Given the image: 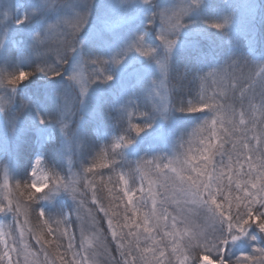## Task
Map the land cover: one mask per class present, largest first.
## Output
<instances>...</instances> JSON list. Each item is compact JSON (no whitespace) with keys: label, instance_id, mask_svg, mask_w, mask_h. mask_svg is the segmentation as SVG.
<instances>
[{"label":"rangeland","instance_id":"rangeland-1","mask_svg":"<svg viewBox=\"0 0 264 264\" xmlns=\"http://www.w3.org/2000/svg\"><path fill=\"white\" fill-rule=\"evenodd\" d=\"M189 7L191 10L185 11ZM85 9L88 15L86 23L77 34V39L81 42L78 52L69 53L66 56L67 62L60 64L56 58L57 42L45 39L43 44L38 45L36 36L45 35L49 25L57 23L60 19L70 18L75 12ZM164 9L168 10L169 20L162 21L159 16L154 17V13ZM25 17L27 19L24 23H16ZM216 23L223 24L224 27L217 29L213 26ZM162 26L165 34H168L170 29L176 33L174 36L169 35V39H174L176 44L168 54L169 68L166 69H162L156 63L150 51L154 48L156 50L154 55L157 58L165 53L163 42L159 38ZM140 36H143L141 50L137 51L134 45L125 55L124 51ZM201 40L217 42L223 45L224 49L206 57L179 56L183 49ZM117 53L120 54L119 57ZM80 56L89 62L76 70V79L70 80L69 77L73 75L76 61ZM93 59L99 62L92 65L90 61ZM114 59H120L121 63L115 64L112 62ZM105 61L108 63H104ZM233 61L239 67L233 65L229 69L227 66ZM49 66L57 69L60 75L39 71L41 67ZM31 67L36 68V71L31 72ZM213 69L217 71L213 72ZM220 69H227L229 78L222 79L223 73L219 71ZM20 70L31 75L13 88L7 84L6 78ZM196 73L206 75V81L202 83L200 79L194 77ZM209 73L213 74L208 75ZM46 74L51 75L52 80L59 77L56 84L64 88V91L68 86L61 82V78H68L76 90L77 99L81 102L79 109L81 129L85 122L94 124L89 128V141H87L89 135L85 137L84 132L83 135L79 132L77 135L69 136L66 132L69 126L67 118L73 109L69 96L64 99L69 106H66L65 102L62 105L60 101L55 104L53 100L50 102L56 105L53 110L56 109L58 112L59 122H54L60 126L62 139V154L60 153L58 157L65 167L62 170L63 174L57 175L60 178L58 190L52 191L53 185L49 181V188L37 193L42 198H38L39 208L36 214L39 218L36 221L43 236L47 235L46 240L49 241L42 248L41 244L36 243L34 233L29 231L31 225L27 214L25 215L24 205L14 195L13 179L17 162L16 143L28 132H33V137L29 140L34 146L43 141L41 146L44 147L53 137L51 129L45 124L48 114H44V103H41L43 99H48V95L41 94L38 89L34 90L28 85L31 83L38 85L40 80L38 78L50 80L46 78ZM106 74H111L113 79L107 82L99 79L95 83H90L93 77H102ZM236 76L241 77V82L253 79L257 93L259 92L261 78L264 76V0H152L150 4H145L143 0H0V202L6 205L11 199L14 208L20 209L19 213L10 211L0 213V225L3 226L2 230L6 234L4 238L8 240L9 246L15 242L16 247L20 248L23 243H27L29 252L36 254L35 257L29 256L28 264H60L59 255L64 256L66 264H70L72 250L67 248L69 239L68 236L62 235L67 229V232L75 237L73 240L75 251L83 254L86 248L94 264H111L103 248L111 249L113 255L118 257V253L114 251L115 242L113 241L114 246L110 245L111 238L109 243H106L105 235L100 229L102 216L104 224L108 227L107 219L110 215L105 216L104 212L99 214L90 210L92 199L87 201L85 188L90 190L91 187L88 186L87 180H92L96 184L101 182V194L106 196L109 202L119 203L122 209V216L120 214L119 216L123 224L126 198L120 199L123 197L120 190L123 182L119 176L123 174L129 181V187L135 190L139 186V177L142 174L138 171V164L144 170L155 169L156 164L163 166L170 160L182 161L189 155L190 148L191 154H195L197 149L202 147L201 139L209 134L207 127L204 126V120L210 121L214 114L181 111L183 108L181 105L186 108L190 101L196 102L203 90L208 96L226 92L228 102L238 106V99L233 97L228 89L229 79ZM190 83L193 95L188 90ZM182 87L187 89V95L183 93L181 98ZM156 90L167 92L170 96L168 110L163 111L161 107L163 114L156 111L153 106L159 99L155 96ZM253 103L256 107L255 114L259 117L262 108L258 94ZM142 113L145 115L142 116ZM41 120L44 122L41 123ZM129 121L131 124H140L144 130L139 134L135 133L134 130H130ZM65 125L67 127H64ZM120 137L130 138L132 143L125 148H116ZM225 148H230V145L226 144ZM83 152L89 155L88 160L91 161L87 168L92 167V163L96 165L98 163L96 172H92L98 183L94 177L91 179L85 177L88 172L82 173L79 161ZM100 156L106 159L105 162L102 161V165L107 164V167H100L98 160ZM37 159L41 160L39 165L36 164ZM219 160V155L214 156L215 162L218 163ZM144 161L152 163L145 165ZM26 167L29 180L27 187L33 193L34 190L30 187L34 179L33 169H36L37 181H42L43 177L48 176L42 153H35L26 162ZM168 175L173 174L169 172ZM17 183L18 186L23 185L22 182ZM56 183L55 179L54 184ZM79 183L86 193L85 199L83 196L77 197L78 191L83 193L78 190ZM109 189H112L111 193ZM23 190L24 195L30 193L26 188ZM231 190L234 195L237 194L234 185ZM226 192L227 189L225 194ZM141 195L137 192V199ZM44 196L47 198H43ZM157 199L159 209L160 197ZM176 199L180 201L179 204L169 202L164 204V207L171 215L177 217V229L185 232L184 238L178 242L189 256V264H194L193 258H198L204 253L189 241V236L196 234L200 239L210 237L214 221L202 204L184 202L179 195ZM217 199L227 207L224 195H219ZM80 201H83V205H80ZM40 209L45 212V216L39 215ZM240 211L242 212L243 208ZM235 212L236 209L233 207V213ZM50 214L53 219L61 220L59 224L53 220L55 228L50 223ZM128 215L131 216L132 213L129 211ZM167 223L169 225L167 229L158 228L153 234L161 241L160 246L165 248V264H177L176 254L172 252V241L164 236V231H172L171 219ZM21 227L25 233L23 241L19 236ZM48 227L52 228L51 233L48 232ZM128 231L127 228L123 229V243L128 247L131 241L134 248L135 239L127 235ZM108 232L111 237L109 228ZM55 236L64 239L65 246H57L54 242ZM252 236L256 239L252 240ZM106 237L108 239V236ZM139 243L141 247H145L151 241H145L141 237ZM258 246L264 247V232H260L259 228L253 225L249 228L247 236H241L240 239L229 243L227 256L234 260L242 254H251L253 248ZM3 251V245L0 244V253ZM45 251L48 254L47 261L44 258ZM11 255L14 260L17 258V253L13 252ZM19 258L23 264V257ZM0 264L7 262L0 261Z\"/></svg>","mask_w":264,"mask_h":264},{"label":"snow or ice","instance_id":"snow-or-ice-1","mask_svg":"<svg viewBox=\"0 0 264 264\" xmlns=\"http://www.w3.org/2000/svg\"><path fill=\"white\" fill-rule=\"evenodd\" d=\"M145 4H150L152 0H143ZM191 8L185 10L189 11ZM87 10L75 12L70 18H63L57 21V23L49 25L47 33L43 36L37 34V44H43L45 39L55 40L58 44L57 61L60 64L67 62L66 56L69 53H77L80 46V41L77 39V34L87 21ZM154 17L159 16L162 21L170 19L168 16V10L164 9L158 13L153 14ZM27 17L16 21L17 24L25 22ZM217 29H222L223 24L216 23L213 25ZM176 33L173 29H170L168 34H165V29L161 27L160 40L163 42L165 50L164 55L161 57H155L156 50L152 48L150 51L153 54L152 57L156 59V63L162 68H169V55L172 49L175 47L176 41L169 39V35L174 36ZM143 36L137 37L133 43L124 51H131L135 45L136 50L140 51ZM147 55L148 53H144ZM119 57L120 54L117 53ZM89 61L85 57L80 56L75 64L73 75L69 77L70 80L76 79L75 72L81 66L87 64ZM98 60H91L92 65L97 64ZM112 62L120 64V59H114ZM104 63H108L105 61ZM233 65L239 67L235 61L228 64V68H232ZM39 71L48 72L52 75H60V72L53 66L41 67ZM213 69V72H216ZM223 73L222 79L229 78L227 69H220ZM209 73L208 75H212ZM31 74L24 70H20L16 73L10 74L7 79V84L13 88L22 81L29 78ZM194 77L201 80L203 83L206 81V75H200V73L194 74ZM103 79L105 82L111 81L113 76L106 74L102 77H93L90 83H95L97 80ZM156 83L155 81L153 82ZM228 89L231 91L233 97L238 99V106L229 103L227 93H214L212 96H208L203 92L196 100V102H189L186 108H181V111H188L193 113H213L214 115L210 119L204 120V126L207 127L208 135L201 139L200 144L202 147L197 149L195 154L192 153L190 148L189 155L185 156L182 161L170 160L167 164L161 166L155 165V169L144 170L139 167L138 171H141L139 177V186L133 190L129 187V181L123 174L119 176L120 181L123 182V187L120 189L123 193V197L126 198L125 211H124V223L113 224L111 217L107 219L108 228L111 230V238L115 242V251L118 253V257L113 255V251L107 247L103 248L104 254L111 261V264H165V248L161 247V241L157 240L153 234L158 228L163 227L167 229L169 227L168 221L171 219L172 231H164V236L169 237L172 241V252L176 254L177 264H189V256L181 248L179 240L184 238L185 232L177 229V217L171 215L168 209L164 207V204L174 202L179 204L180 201L176 199L177 195L182 197L184 202H198L202 204L214 221V228L211 236H205L200 239L199 235L193 234L189 236V241L203 251L204 255L198 258H193L194 264H264V247H254L251 254H242L234 260H230L227 256L228 246L231 241L240 239L241 236H247L249 228L253 225L257 226L260 232H264V76L261 78L259 92L257 93V86L253 79L249 78L241 82V77H232L229 79ZM238 93V96H237ZM257 94L261 101V115L256 116V107L253 103ZM155 96L158 97V102L154 103V109L161 112L167 111L170 103V96L167 92L162 93L159 90L155 91ZM223 113V117H221ZM163 114V112H161ZM142 116L145 113L141 114ZM247 117V119H246ZM44 121L41 120V123ZM130 130H134L135 133H141L144 128L138 124H131ZM64 127H67L65 125ZM203 130V128L201 129ZM132 143L130 138L120 137L119 143L115 145L116 148L126 147ZM230 145V148L226 149L225 145ZM219 155V162L214 161V156ZM41 163L40 159L36 160V164ZM152 161H144L145 165H151ZM107 164L100 165V167H107ZM227 170V171H226ZM93 167H88L86 172L91 173ZM173 175L169 176L168 173ZM37 173L34 168L32 171L33 182L30 187L34 190L29 195V199H32L36 193L44 192L49 188V180L53 177L45 176L42 181L35 179ZM155 177V178H154ZM57 183L52 186V191L59 189V177L55 178ZM146 182V184H145ZM89 187H93V181L87 180ZM235 187L236 193L233 194L232 187ZM225 189L227 192L225 194ZM112 192V189H109ZM137 192L141 193L139 199H137ZM224 195V200L227 204L218 201L217 197ZM158 197H160V208L158 209ZM41 199L42 197H38ZM43 198H47L44 196ZM75 198V196H74ZM150 200V207H149ZM92 202L97 203L96 193L93 188ZM80 205H83V201H80ZM233 207L236 212L233 213ZM148 208V211H142V209ZM243 208L241 212L240 209ZM19 213V207L14 208L11 199L8 200L5 205L0 202V213L6 212ZM99 211L104 212L105 216H108V212L101 205ZM132 215L129 216L128 212ZM26 215V213H25ZM39 215L45 216V212L40 209ZM117 215L116 212L112 213V216ZM27 221H25L26 223ZM47 223V221H45ZM0 225V244L3 245L4 251L0 253V261H6L7 264H22L19 257H23V264H28L29 256L35 257V253L29 252V245L23 243L22 247L17 248L15 242L12 246H9V242L5 239V232ZM129 229L127 235L134 237L135 246L132 247V242H129V246L126 247L123 243L124 236L122 235L123 229ZM136 229V231H133ZM48 232H52V228L48 227ZM24 229L21 227L19 236L21 241L24 239ZM62 235L68 236L69 242L67 248L72 250V260L70 264H94L91 257L88 254V250L85 248L84 253L74 250V235H70L65 229ZM81 235H83V229H81ZM141 237L145 241H151L145 247L140 246ZM252 240L256 237L252 236ZM43 241V243H41ZM36 243L43 245L48 244L49 241L45 240L42 235L36 237ZM83 247V245H82ZM135 251V254H133ZM17 253V258L14 260L11 253ZM214 257V258H213ZM45 261L48 260V254L44 253ZM60 264H66L63 255H59Z\"/></svg>","mask_w":264,"mask_h":264},{"label":"trees","instance_id":"trees-1","mask_svg":"<svg viewBox=\"0 0 264 264\" xmlns=\"http://www.w3.org/2000/svg\"><path fill=\"white\" fill-rule=\"evenodd\" d=\"M223 45L217 43V42H210V41H206V40H201L198 41V43H195L194 45H190L187 48L183 49L181 51V53L179 54L182 56H200V57H206L207 55H214L218 50L220 49H224L222 48ZM29 71V70H28ZM31 72H35L36 68L31 67L30 68ZM48 79L51 78V75L46 74ZM39 83L38 85H34V83L28 84L30 85L31 88L38 89L39 92L41 94L45 93L46 95H48V99H43L44 103V114H48V119L46 120V125L49 126V129H51L52 135L53 137H51L50 141L47 142L45 144L44 147L41 146V143L43 141H41L38 145L34 146V143L31 142L29 139L32 138L33 136V132H28L27 135L22 138L20 141H18L15 145V149L17 152V162H16V171L14 174V179H13V189H14V195L16 196V198L19 200L20 203H23V207L24 210L26 211L27 214V218L30 222L31 225V230H29L30 232L32 231L35 235V240L36 237L39 235H42V231L41 229L38 227V223L36 221V219L39 218V216L36 214V210L37 208H39V202H38V197H40L39 194H35L34 196H32V199H29V195L31 194V192L28 190V184H29V180L27 178V167H26V162H28V160L37 152H41L43 155V160H44V166L46 168V172L48 174V176L53 177V179L49 180L51 185H54V180L57 177L58 174H63L62 170L65 167L64 164L61 163V159L58 157V155L60 156L62 154V139L60 136V126L58 123H54V122H59L58 120V112L56 111V109L53 110V107L56 106L54 105L57 101L59 103H61V105L63 104V102H65L66 106H69L67 104L66 101H64V99H66L67 96H69L70 98V105L73 106V109H71V115H68L67 118V122L69 123V126L66 128V132L69 134V136H73V135H77L79 132H81V135H83V132L85 134V137H87V135H89L90 132V127L94 124V122H85L84 125H82V129L81 126L79 124V120H80V107H81V102L80 100L77 99V95H76V90L73 87V85L70 83V81L68 80V78L62 79L61 78V82L65 85L68 86V89H66V91H64V88H61L60 85H57L56 82L58 81L59 77L55 78L54 80L50 79L48 81L46 80H41V78H38ZM55 84L54 86H52L51 84ZM48 84V86L46 85ZM27 85V86H28ZM44 85V86H43ZM192 84L190 83L188 86V90L192 93ZM183 86V85H182ZM61 88V89H60ZM182 93H181V98L183 96V93L185 95H187V89H185L184 87H182ZM177 94V92H176ZM54 101L53 103H50L51 101ZM176 103V101H175ZM183 108H185L184 105H181ZM55 113V115H54ZM72 118V119H70ZM90 140V135L87 139V141ZM61 153V154H60ZM108 153H110V151L108 150ZM103 155V154H102ZM109 155V154H108ZM92 156V155H91ZM104 156V155H103ZM101 158H99V165H102V161L104 160L105 162V158L100 156ZM89 155L86 154L85 152H83V155L81 156V159L79 161V163L82 166V173L86 172L87 166L91 165V161L88 160ZM103 158V159H102ZM92 167H93V171L92 172H96L97 165L95 163H92ZM100 169V167H99ZM88 173L85 174V177L87 178H92L94 177V180L98 183V181L95 178L94 173ZM81 173V174H82ZM89 180V179H88ZM86 181V180H85ZM17 182H22L23 185H17ZM101 182H99V184L93 183V187L90 188V190L86 189L87 191V201L91 200L92 197V190L94 188L95 193H96V201L97 203H91L90 204V210L94 211V212H98L100 214L101 211H99L100 206L102 205L105 210L108 212V214L110 215V217L113 220V223L117 222L119 224H122V218H120V216H122V209L119 206V203H111L108 201V199L106 198V196H103V194H101V189L102 186ZM97 187V189H96ZM26 188L30 193L24 195L23 194V189ZM78 190L83 191V193L78 191L77 197H82L83 199H85L86 193L84 192V188H82L81 183L78 184ZM100 190V191H99ZM113 212L117 213V217L116 216H112L111 214ZM120 214V216H119ZM50 219H51V224L53 226V228H55L56 224L53 220V217L50 214ZM57 221V223L59 224L61 221L60 219L55 220ZM100 229L103 231L104 235H105V241L106 243H109L108 241L111 240V237L109 235L108 232V227L104 224V218L102 216L101 218V224H100ZM32 234V233H31ZM108 236V239L107 237ZM44 239H48L47 235L43 236ZM48 241V240H47ZM43 242V241H42ZM54 242L57 244V246L61 247V246H65V240L61 239L60 237L55 236L54 237ZM110 245L114 246L113 240L110 241ZM50 245V244H49ZM115 251V248H114Z\"/></svg>","mask_w":264,"mask_h":264}]
</instances>
